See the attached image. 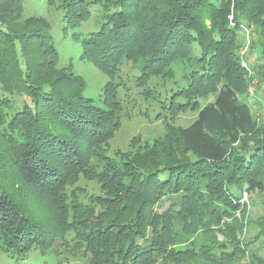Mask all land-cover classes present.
Listing matches in <instances>:
<instances>
[{
    "label": "trees",
    "instance_id": "obj_1",
    "mask_svg": "<svg viewBox=\"0 0 264 264\" xmlns=\"http://www.w3.org/2000/svg\"><path fill=\"white\" fill-rule=\"evenodd\" d=\"M143 1L103 0L105 6H114L116 11L107 14L98 31L75 36L81 48L80 60L90 62L109 78L101 108L92 98L83 96L82 77L65 75L56 68L59 54L49 45L50 35L46 39L39 36L43 33L19 32L17 21L24 0H0V75L14 76L17 86L24 87L29 95L36 92L32 94L35 108L25 107L12 120L9 133H0L15 145L14 158L23 179L40 186L43 193H53L51 202L58 225L52 224L50 229L30 222L0 187V246L3 253L11 255L12 264H51L46 256L33 258L32 251L40 249L44 255L49 245L60 239L73 251L87 249L92 255L90 264H156L162 256L171 259L174 224L183 236L199 233L208 236L214 232L223 214L218 206L228 204L226 189L223 192L220 188L213 189L218 177L228 178L229 186L244 184L250 192L264 191V146L258 153L255 148L245 149L241 145L255 122L252 107L240 98L239 89L249 86L246 69L237 56V26L246 18L242 16L237 22L228 23L230 16L235 18L237 5L249 0H222L215 15L223 24L217 30L223 32L216 37L212 36L216 30L210 32L199 20L192 21L189 27L167 20L173 16L175 19L181 12H197L190 0H150V9L144 6L139 9ZM93 3L70 0L71 10L67 13L77 15L75 21L68 22L72 29L86 16L90 17L88 7ZM134 3V10L143 22L128 26L131 19L127 17V9ZM262 5L251 9L262 12ZM151 9L154 13L148 16ZM248 12L252 19L251 11ZM84 13L86 16L79 20ZM186 30L189 34L181 39L182 31ZM23 35L31 36L25 39ZM17 40L23 43L26 72L20 66ZM33 42H40L38 53H33L36 49ZM193 43L198 44L200 53H196ZM45 49L42 54L50 51L51 60L39 57ZM171 52L181 55L180 59L174 60L176 56L168 59ZM178 61L189 64V74L181 84L155 91L162 95V110L180 112L191 105L197 107L209 96L213 99L200 107L197 119L189 127L167 123V140L146 146L145 155L136 159V163L107 160L104 149L122 126L120 90L130 92L123 79L124 64L132 62L138 67L133 83L140 88L147 85L146 90L152 93L155 87L150 80L155 78V84L161 82L169 75L170 66ZM2 99L0 114L4 117L2 110L9 101ZM12 130L18 133L14 135ZM189 154L194 161L185 160ZM81 175L97 180L106 196L91 205H75L70 215L67 190L71 188L69 197L73 198L75 183ZM129 194L134 197L131 202H127ZM168 201V209L159 213L157 209ZM96 205L101 209L96 210ZM120 213L126 215L124 220L115 215L105 222ZM248 214L246 204L233 218L232 225L241 234ZM239 253L206 247L201 252L192 254L185 250L178 255L184 264L192 260H200L198 264H239L232 261Z\"/></svg>",
    "mask_w": 264,
    "mask_h": 264
},
{
    "label": "rangeland",
    "instance_id": "obj_2",
    "mask_svg": "<svg viewBox=\"0 0 264 264\" xmlns=\"http://www.w3.org/2000/svg\"><path fill=\"white\" fill-rule=\"evenodd\" d=\"M91 1L94 3L89 4L90 6L88 7L90 17L86 16L85 13L81 14L78 18L79 20L81 17L84 18V16L86 18L75 29H72L70 23H68L77 19V15L74 17L72 12L70 15L67 13L71 10L68 4L70 0H24L23 9L17 23L20 25L19 32L21 33L24 31L27 33L31 30L43 33L39 34V36H44L46 39L50 35L51 41L49 45L53 46L54 51L59 54L56 68L64 72L65 75L75 74L82 77L84 80L82 84L83 96L92 98L97 107L104 108V87L109 78L90 62L87 63L80 60L81 48L76 42L75 36H87L94 31H98L105 23L107 14L110 15L117 8L105 6L103 0ZM189 2L198 8L197 12H185L184 14L181 12L180 16H177L179 13L177 12L175 19H173V16L167 20L172 21L171 23L180 22V24L186 27H189L192 21L196 22V20H199V23H205L210 32L214 29L216 30L212 34L213 37H216L219 32H223V29L217 30L223 24L216 19L215 15L216 9L221 5L222 0H190ZM84 3L86 4V2ZM261 4H264V0H249L248 3L237 5L235 18L230 16L228 22H237V19L242 16L246 18V20L238 23L237 26V46L239 47L237 56L239 57V63L246 69L244 72L245 74L247 73V83L249 86L245 87L244 85L239 89L241 91L240 98L246 99L252 107L255 122L254 126L248 129V135L245 137L246 140L241 145L245 146V149L249 147L255 148L258 153L264 146V6L262 5V12H254L251 8L253 6H261ZM134 6L135 3L132 5L133 10L132 8L127 9V17L131 19L128 26L142 24L143 22L139 20V12L137 13L134 10ZM143 6L144 9H150L152 2L144 0L139 9ZM248 10L251 11L252 19L248 15ZM150 13H154V11L151 9L147 13L148 16ZM231 26L233 27V24ZM181 34V39H184L189 34V30H186V32L182 31ZM148 35H152V33L149 32ZM30 36L23 35L25 39H28ZM33 43L36 45L33 53H38V49L41 48L39 46L40 42H37L38 44ZM26 45L32 47L28 42H26ZM22 46L23 43L21 44L17 40L16 48L20 66L26 72L28 65L22 56ZM45 46L44 42L43 47ZM192 46L196 53L201 52L197 43H193ZM44 52H46V49L40 51L39 57L48 58L49 60L53 58L50 51L47 54H42ZM176 54L173 55L171 52L168 59H173ZM183 55L187 56V52H184ZM180 57L181 55L176 56L174 60H178ZM7 67L11 71V66L7 65ZM189 68V64L185 61H178L176 64L171 65L169 75L163 78L161 82L157 81V84H155V78L150 80L151 86L155 87V90L150 93L146 90L147 85L140 88L136 83H133L134 77L138 75V67L132 62L124 64L122 68L123 79L126 80L125 83H128L127 86L130 88L131 93L125 89H123L124 92L120 90V98L123 100L122 126L104 149L107 160L119 164L136 163V159L145 155L146 146H152L156 141L162 142L167 140V123L175 127L184 128L193 124L197 119L200 107L212 100V96H209L207 100L201 101L197 107H195V104L183 111L169 113L162 110L163 98L158 93L160 90L167 89L166 87L181 84L184 77L185 79L188 77ZM0 69L2 68L0 67ZM28 93L24 87L17 86V79H14V76L0 75V101H3L2 98L8 99L9 104L7 106L10 105L9 108H6V106L2 110L4 117L0 114V131L2 133L8 132L14 117L19 112H22L25 107L26 109L35 108L34 95L32 94L36 92H30L31 95ZM243 93L245 94L243 95ZM161 111L162 114L158 116ZM12 132L14 135L18 133L14 130ZM15 150V145L10 141L8 142L7 138L3 137L0 133L1 189L30 222L35 223L34 221H36L38 225L48 228L52 224L57 227L58 225H55L57 223L55 221L56 211H54L51 202L53 193H43V189L40 186L23 179L15 162ZM255 154V152H252V155ZM185 160L194 161L195 158L192 154H189ZM91 163H94V160ZM187 163L183 162V164ZM228 173H231V171ZM234 179L232 180L233 182ZM217 180L218 182L213 186V189L215 187L220 188V192L226 189L228 204L225 203L218 206L223 214L220 215V223L215 227L214 232L208 236L203 233L195 236H183L178 231L176 224H174L173 231L176 235L173 236L174 243L170 247L171 259L162 256L156 264H184L182 262L183 258L181 255H178L179 253L187 250L194 254L201 252L206 247L210 249L226 248L227 251H240L238 256L232 259L235 263L264 264V191L255 190L250 192L246 190L244 184L240 186L236 183H231L232 185L229 186L227 184L230 183L227 182L228 178L226 179V177H218ZM125 181L129 182L128 180ZM75 184L77 186L73 198L69 197L71 195V188L69 187V191L67 190L68 201L71 204L69 207L70 215H73L72 207L75 205H91L97 199L106 196L101 184L97 180H88L81 175ZM127 198V202H131L134 197L129 194ZM169 204V201L163 202L157 211L159 213L164 212L168 209ZM246 204L249 206V214L245 222V231L241 234L234 228L232 223L233 218L238 216L240 207ZM98 209L101 208L96 205V210ZM115 215H118L121 220L126 218L125 214H113L110 218L105 219V222H109ZM227 223L229 224L227 225ZM49 248V250H46L48 253L44 255L40 249L33 250L31 256L33 258H43L46 256L51 260V264H90L91 262L92 255L87 249L73 251L69 244L63 243L61 239L50 244ZM1 249L0 246V264H12L11 255L3 253ZM198 262L200 260H192L190 264H198Z\"/></svg>",
    "mask_w": 264,
    "mask_h": 264
}]
</instances>
